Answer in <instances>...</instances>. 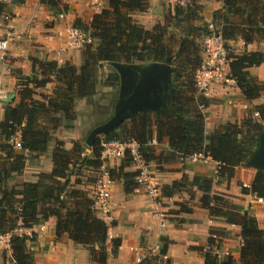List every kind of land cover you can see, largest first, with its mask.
<instances>
[{
  "label": "trees",
  "instance_id": "1",
  "mask_svg": "<svg viewBox=\"0 0 264 264\" xmlns=\"http://www.w3.org/2000/svg\"><path fill=\"white\" fill-rule=\"evenodd\" d=\"M220 1L221 8L212 14L213 22L204 21L201 0H185L184 4L168 9L163 20L148 29L134 17L146 11L147 0H107L106 7L94 13L89 23H75L87 37L80 66L54 60L33 61L31 74L17 82L18 102L9 101L0 120V232L12 233L11 256L15 264H34L28 248L34 234H17L13 230L18 226L28 229L49 218L55 219L56 237L66 234L86 247L95 264H108L110 256L116 255L120 238H108V225L97 215L94 194L90 196L79 187L80 177L88 168L96 174L91 181L99 185L103 170L99 171L104 163L102 143L111 140L134 141L147 164L168 163L198 153L216 161L219 168L215 177L189 178L183 174L180 179L164 184L161 195L172 197L180 191H189L193 197L190 189L196 188L201 192L199 206L209 216L240 227L239 259L232 255L220 259L212 249L204 251L201 247L204 264H264V230L255 216L231 202L227 195L212 191L215 179L232 177L235 168L256 150L259 134L264 130V103L254 105L240 122L227 121L206 134L203 108L211 99L198 94L194 85L195 70L202 59L201 41L210 32L209 24L215 26L225 42L240 38L247 45L262 40L264 0ZM7 13L8 3L0 0V18ZM168 57L175 91L169 104L158 111H142L126 119L112 132L103 134L102 139L97 135L91 146L83 139L73 141L71 149H66L64 140L53 137L61 125H73L75 101L97 93L103 64L110 71L101 83L115 88L116 100L119 80L110 62L162 61ZM229 59L230 77L245 100L251 102L264 94V80L259 81L248 71L249 67L264 63V51L230 53ZM51 82L54 83L51 94L36 92ZM36 94L38 97H34ZM254 112L259 116L255 117ZM16 134L20 150L13 149L9 142ZM51 141V170L39 173L36 181L10 183L23 172L27 158L45 153ZM153 142H166L167 150L156 153ZM86 148L90 149L88 155ZM132 163L126 149L117 167L106 168L110 180H125L126 192L138 186L136 172H125ZM71 178H75L73 182ZM244 190L264 198V172L256 170L249 188ZM209 233L214 237L209 235L207 245L218 249L224 232L211 228ZM146 260L140 264H149L150 259Z\"/></svg>",
  "mask_w": 264,
  "mask_h": 264
},
{
  "label": "crops",
  "instance_id": "2",
  "mask_svg": "<svg viewBox=\"0 0 264 264\" xmlns=\"http://www.w3.org/2000/svg\"><path fill=\"white\" fill-rule=\"evenodd\" d=\"M147 1L146 11L138 12L134 17L145 28L150 29L163 20L165 8L164 0ZM106 4L107 0H10L8 2V13L6 17L0 18L2 22L0 36L7 40V48L0 59L4 67L3 79L0 81V120L8 102L13 97L16 99L12 104L18 102L17 82L31 74L35 59L54 60L59 64L70 62L75 66L82 64V48L67 47L65 29L68 26H75L77 21L89 23L93 14L106 7ZM219 8L221 1L215 0L213 9ZM59 14H63V17L60 18ZM228 43L237 44L236 48L240 53L264 51V39L247 45L240 38ZM106 67L108 65L103 64V68ZM248 71L259 81L264 80V63L249 67ZM53 85V82L48 83L38 92L51 94ZM8 95L11 96L10 100L1 99ZM206 97L211 99L208 106L203 108L206 134L227 121L240 122L254 105L264 103L263 93L251 102L246 101L234 80L213 83ZM114 102L115 88L104 85L101 89L98 87L97 93L92 97L77 99L76 119L73 125L68 127L61 125L53 137L64 140L65 148L71 149L73 141L82 142L85 134L94 127L86 125L82 128L83 122L92 121L93 109L98 108L102 113L99 115L111 116ZM154 147L156 153L167 150L166 142L155 143ZM52 149L53 141L50 142L45 153L36 157L32 154L28 157L23 172L15 176L10 183L36 181L40 171H50ZM85 154H90L89 148L85 149ZM202 156L179 157L168 163L153 164L154 168L162 167L156 169L155 177L162 184H170L180 179L183 174L189 178L215 177L218 163L209 156L203 154ZM120 161L121 158H114L110 161L113 164L103 163L99 173H102V170L106 172V168L117 167ZM135 167L132 164L125 168V172H133ZM255 171L242 164L235 168L233 176L229 179H215L212 191L227 195L231 202L254 215L258 226L264 230V198L261 197L263 201L259 202L258 196L244 190L249 188ZM94 175H96L95 171L88 168L80 177V187L90 196L97 188V183L91 181ZM103 177L109 179L108 175L101 174L102 179ZM109 181L110 212L108 218L103 220L108 225L112 238L119 237L121 242L116 255L110 256L108 264H140L147 261L146 259H150L149 264H204L203 251L199 248L207 245L211 228L224 232L217 249L218 257L222 259L226 255H232L235 259H239L242 241L240 227L228 224L221 218L209 216L208 211L199 206L201 192L196 188L190 189V193L194 194L193 197L187 195L189 194L187 191L175 194L185 195L184 200L189 202L187 205L190 208L189 212L179 210L168 213V207L163 206L160 200L155 202L152 195L141 185L126 192L123 186L124 179H109ZM97 215L102 219L101 214L97 213ZM28 231L34 234V241L28 244L34 264H95L86 247L73 242L66 234L56 237L54 218L33 225ZM155 246H158L160 254L151 253ZM110 248L109 245L108 250ZM0 264H15L11 256V248L0 252Z\"/></svg>",
  "mask_w": 264,
  "mask_h": 264
},
{
  "label": "built area",
  "instance_id": "3",
  "mask_svg": "<svg viewBox=\"0 0 264 264\" xmlns=\"http://www.w3.org/2000/svg\"><path fill=\"white\" fill-rule=\"evenodd\" d=\"M8 3L10 0H1ZM177 4H184L185 0H175ZM59 17L62 18L63 14H59ZM2 22L0 21V26ZM210 32L206 34L201 41V63L199 67L195 70L194 74V85L196 92L198 94L206 95L211 87L212 82H228L233 80L230 77L229 72L223 75V66L228 67L229 54L236 53L234 46L225 42L219 33H216V28L213 24H209ZM67 37V47L68 48H78L82 47L86 40V35L75 26H68L65 29ZM7 48V40L0 36V59L1 54L5 52ZM254 115H258L257 112H254ZM11 146L15 150L21 149V142L19 140L18 134L14 135L9 140ZM128 150L130 155L133 158V163L137 170L135 180L138 185L144 187L149 194L152 195L154 199H157L161 196L160 188H158V182L152 176L150 172L149 164L145 163L142 156L138 151V145L134 141L121 142L118 140H111L102 143L101 157L102 159L107 158H121L124 155L125 150ZM202 156V153L193 154L188 157ZM219 166L217 165V169ZM103 175H107V172H103ZM109 179L103 177L99 185L95 189L93 199L94 204L97 210V213L101 214L102 219H106L109 216L110 207L109 202L111 198V190L109 188ZM259 202H262L261 197L258 198ZM17 234H26L29 236L28 229L18 226L13 230ZM11 232H0V252L6 249L11 248ZM31 234V233H30ZM108 238H112L111 234L107 230ZM214 237L213 234L210 235ZM158 248L155 246L152 248L151 252L154 253ZM211 250L207 245L204 250ZM213 252L218 255V251L213 250ZM165 258V256H163Z\"/></svg>",
  "mask_w": 264,
  "mask_h": 264
},
{
  "label": "water",
  "instance_id": "4",
  "mask_svg": "<svg viewBox=\"0 0 264 264\" xmlns=\"http://www.w3.org/2000/svg\"><path fill=\"white\" fill-rule=\"evenodd\" d=\"M109 65L118 75L117 98L111 116L94 126L86 136L87 146H91L97 135L112 132L123 121L142 111H158L174 98L170 57L162 61L110 62ZM1 99L10 100L11 96ZM243 166L264 172V130L259 134L256 150Z\"/></svg>",
  "mask_w": 264,
  "mask_h": 264
},
{
  "label": "rangeland",
  "instance_id": "5",
  "mask_svg": "<svg viewBox=\"0 0 264 264\" xmlns=\"http://www.w3.org/2000/svg\"><path fill=\"white\" fill-rule=\"evenodd\" d=\"M175 4H177V2H175V0H164V8H165V12L168 10V9H170L171 8V5H172V7L175 5ZM202 4H203V10H202V12H201V15L203 16V18H204V21L205 22H213L212 21V14H213V12H214V6H215V0H203L202 1ZM165 14V13H164ZM164 14H163V16H164ZM136 18V17H135ZM137 19V18H136ZM208 21H207V20ZM138 20V19H137ZM199 22H195V24H198ZM179 29V28H178ZM174 31H177V28L176 29H174ZM67 40V39H66ZM67 42V41H66ZM84 45V44H83ZM83 45H82V47H83ZM237 45V44H236ZM235 44L233 45L234 46V49H235V51L236 52H239V50H237V46H236ZM81 47V48H82ZM78 48H80V47H78ZM73 49H75V48H73ZM223 69H225L222 73H223V75L227 72H229V70H228V67L227 66H223ZM110 71V69L108 68V67H106V68H101V71H100V75H99V77L101 78V80L103 81L104 79H105V77L108 75V72ZM3 74H4V67L1 65V62H0V81H2V76H3ZM6 79V78H5ZM7 80H9V78H7ZM21 80V79H20ZM23 80V79H22ZM102 81H100V84H99V88L101 89L102 87H103V84L101 83ZM215 82H218V81H214V82H212V84L213 83H215ZM220 82V81H219ZM211 84V85H212ZM105 86V85H104ZM106 87V86H105ZM41 88H39V89H36V92H38V90H40ZM17 96V95H16ZM34 97H38V94H36V95H34ZM16 98L15 97H13L10 101H12V103L14 102V100H15ZM94 110V112H93V115L91 116V119H92V121H88L87 123L86 122H83L82 123V128H83V126L85 127L86 125H89V127H92V126H95V125H97V124H100V123H103L104 121H106L107 119H108V117L110 116V114H104L103 116L102 115H99V114H102L101 113V111H99L98 110V108H94L93 109ZM97 112V113H96ZM99 112V113H98ZM259 115H255V117H258ZM88 134V133H87ZM87 134H85V136H84V138L83 139H85L86 138V135ZM98 137L100 138V139H102L103 138V134H99L98 135ZM154 144H155V142H153ZM112 159H114V158H107V159H103V162H104V164H106V163H108V164H113V163H110V161L112 160ZM118 159V158H117ZM120 159V158H119ZM114 162H117V161H114ZM149 164V167H150V172H151V174H152V176L156 179V177H155V171H157L156 169H162V167H156V168H154V166H153V164L154 163H148ZM115 166V165H114ZM156 166V165H155ZM103 167V166H102ZM136 168V167H135ZM137 168L133 171V172H137ZM41 172H43V171H40L39 173H41ZM38 173V174H39ZM138 173V172H137ZM136 173V174H137ZM103 176H105V175H103ZM74 179L75 178H71V182H73L74 181ZM156 181L158 182V187H160V190H161V187L164 185V184H162V182L161 181H159V180H157L156 179ZM110 184V183H109ZM81 185V184H80ZM80 185H79V187H80ZM81 188V187H80ZM95 191V190H94ZM93 191V192H94ZM189 192V191H188ZM187 192V193H188ZM219 193V192H218ZM93 194V193H92ZM186 194V193H185ZM187 195H189V194H187ZM186 195V198L188 197ZM184 198H185V195H182L181 193H180V196H178V195H174L173 197H171V198H168V197H162V196H160L159 198H157V199H155V202L157 201H159L163 206H166V207H168V209H167V212L169 213H172V212H177V211H182L184 208H189L187 205L189 204V202H186L185 200H184ZM170 208V209H169ZM31 232H29V236H31L32 235V233L30 234ZM209 235H211L210 233H209ZM207 246V245H206ZM206 246L203 248V250L206 248ZM209 246V245H208ZM157 248H158V246H156ZM209 248L210 249H212V250H216V248L215 247H213V246H209ZM209 250V249H208ZM159 251V248L154 252V254L156 253V252H158ZM204 251H206V250H204ZM152 253V252H151ZM158 254H160L159 252H158ZM217 256H219V254L217 255ZM166 257V256H165Z\"/></svg>",
  "mask_w": 264,
  "mask_h": 264
}]
</instances>
